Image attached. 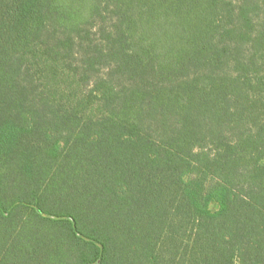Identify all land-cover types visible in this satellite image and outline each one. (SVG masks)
I'll return each mask as SVG.
<instances>
[{
    "label": "trees",
    "instance_id": "obj_1",
    "mask_svg": "<svg viewBox=\"0 0 264 264\" xmlns=\"http://www.w3.org/2000/svg\"><path fill=\"white\" fill-rule=\"evenodd\" d=\"M0 264H264V0H0Z\"/></svg>",
    "mask_w": 264,
    "mask_h": 264
}]
</instances>
